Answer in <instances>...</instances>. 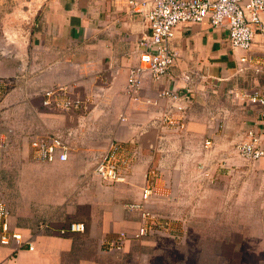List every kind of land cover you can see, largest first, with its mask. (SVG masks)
<instances>
[{
  "label": "crops",
  "instance_id": "0c3cea01",
  "mask_svg": "<svg viewBox=\"0 0 264 264\" xmlns=\"http://www.w3.org/2000/svg\"><path fill=\"white\" fill-rule=\"evenodd\" d=\"M146 11L127 0H0V136L6 143L0 203L9 232L33 246L0 245V264H128V250L138 241L116 253L103 242L138 228L139 215L127 205L140 200L147 184L155 194L149 209L176 219L188 215L194 230L217 212L208 226L221 231L205 227L206 237L220 242L225 255L242 257L240 243L250 239L246 204L264 217V157L249 162L235 146L249 130L261 134L259 107L241 96L264 94V43L256 35L245 52L208 21L180 24L170 45L175 65L158 82L145 79L135 101L125 86L127 70L138 64L137 42L148 33ZM243 56L248 65H241ZM256 65L262 71L256 73ZM50 89L53 104L43 106ZM163 90H190V103L178 111L176 102L157 97ZM65 99L80 108L63 109ZM9 113L17 115L13 124L27 114L49 127H9ZM49 136L67 145L65 162L33 156L31 142ZM110 153L120 182L94 173ZM205 208L211 211L203 218ZM263 221L250 224L259 228L258 242L264 241ZM72 222L83 223L84 232L59 233Z\"/></svg>",
  "mask_w": 264,
  "mask_h": 264
},
{
  "label": "built area",
  "instance_id": "2783aa9c",
  "mask_svg": "<svg viewBox=\"0 0 264 264\" xmlns=\"http://www.w3.org/2000/svg\"><path fill=\"white\" fill-rule=\"evenodd\" d=\"M128 5L135 9L145 5V13L148 33L137 42L141 49L139 52L138 64L127 70V81L125 92L129 98L138 99L141 85L145 79L154 82L160 81L168 71L175 65L176 54L172 51L171 43L175 37L176 27L180 24H197L208 21L213 28H224L228 34V42L232 48L250 51L254 38L259 35L264 43V0H150L141 3L139 0H127ZM251 60L247 56L240 59L241 65H248ZM255 68V72L262 71V67ZM188 93L180 94L173 90H163L157 94L158 98H165L178 105L175 109L183 111L190 103V90ZM43 106L53 104L54 90L44 91ZM242 100L259 107L261 134L253 130L247 132V139L241 140L235 149L239 156L249 162H256L264 157L262 138L264 137V94L259 91L244 93ZM63 109L80 108L77 101L65 99L61 106ZM170 120V119H168ZM171 122V121H169ZM180 127H183L180 125ZM262 135V138H261ZM205 147L210 142H205ZM5 140L0 136V164L5 151ZM33 156L40 162H65L67 160L68 147L59 136L40 137L31 142ZM201 176L208 180V173L199 168ZM95 175L102 181L120 182L123 178L119 175L118 167L112 153L103 155L94 167ZM151 175L153 173L151 172ZM209 181V180H208ZM151 184H147L141 193L138 202L129 203L127 209L138 213L140 224L132 232H120L114 238L104 240L103 246L109 252H120L129 241H140L146 237L162 236L176 240V234L170 230L165 231L168 223L161 222V215L148 208L151 198L154 196ZM6 210L0 203V245L6 246L10 240L15 242L17 248L27 245L32 250V243L23 241L20 233H10L6 221ZM176 220V218H175ZM183 226L185 219H177ZM42 226L41 228H46ZM68 230V231H67ZM61 229L60 234L83 233L85 226L81 222H72L68 229ZM138 264H147L140 262Z\"/></svg>",
  "mask_w": 264,
  "mask_h": 264
},
{
  "label": "rangeland",
  "instance_id": "374dc122",
  "mask_svg": "<svg viewBox=\"0 0 264 264\" xmlns=\"http://www.w3.org/2000/svg\"><path fill=\"white\" fill-rule=\"evenodd\" d=\"M1 51L5 54L12 52L9 48H4ZM15 119H17V115L9 113L5 115L4 121L9 127L13 125L18 127L20 125L30 124L35 131L45 130L44 128L49 127L47 122L40 116L35 117L34 115L33 119L32 116L25 114L21 118L19 125L12 123L16 122ZM21 132H26V130H21ZM231 196L232 194L229 195L230 203H232ZM250 207H252L251 202L246 204L245 209L247 222L246 228L250 239L240 243V246H242V257L239 260L222 253L221 243L218 241H211L206 237V233L203 231L205 227L213 231L214 234L216 233V230L217 232H220L221 229L208 226L210 220L214 219L218 214L215 212L211 216L204 218L206 213L211 211L205 208L200 212L204 218L200 219L202 225L195 230L189 223L190 217L188 215H186V219L184 217L182 218L185 219V224L183 226L177 219L175 220L172 213L159 214L162 217L161 222L168 223L164 232L168 230L172 231V234H176V240L169 239L164 235L146 237L136 242V244L128 250V264H138L140 262H145L147 264H239L238 261H240V264H264V241L258 242L260 238L258 235L259 228L257 226H250V224L256 221L257 218L263 221L264 217L261 216L259 211L256 209L252 210ZM185 213V211H182L181 216ZM236 245L237 242L234 243V246ZM228 252L231 253L233 251L230 249Z\"/></svg>",
  "mask_w": 264,
  "mask_h": 264
}]
</instances>
